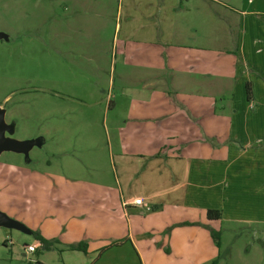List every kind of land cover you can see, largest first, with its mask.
<instances>
[{"label": "crops", "instance_id": "crops-1", "mask_svg": "<svg viewBox=\"0 0 264 264\" xmlns=\"http://www.w3.org/2000/svg\"><path fill=\"white\" fill-rule=\"evenodd\" d=\"M210 1L162 0L139 12L120 2L111 44L84 48L99 77L110 64L122 84H137L109 94V108L126 115L105 119L107 150L91 123L48 131L68 155L63 172L49 162V175L80 198L67 206L80 226L69 240L90 243L91 264H210L220 256L212 229L264 222V11L255 0L224 3L217 34L226 37L210 42ZM210 209L221 218L209 219Z\"/></svg>", "mask_w": 264, "mask_h": 264}, {"label": "rangeland", "instance_id": "rangeland-1", "mask_svg": "<svg viewBox=\"0 0 264 264\" xmlns=\"http://www.w3.org/2000/svg\"><path fill=\"white\" fill-rule=\"evenodd\" d=\"M161 1L0 0V109L4 135L29 145L24 151L7 149L0 154V211L12 223H0V264H91L95 259V255L70 248L80 243L69 240L80 226H71L74 213H68L67 206L80 198L58 189L49 175L53 169L49 162L63 172L62 162L68 155L50 146L48 131L51 126L91 123L96 129L91 131L93 137L108 149L105 119L111 125L126 115L124 108L111 109L107 105L109 94L122 90L119 66L117 70L110 64L102 66L99 77L89 67L91 61L84 60L91 55L84 48L94 43L111 44L115 26L122 21L117 13L120 2L124 10L139 12L150 2L154 3L153 10H158ZM217 1L222 4L210 1V42L219 35L217 16L230 13L223 5L238 9L248 6L247 0ZM148 6L151 8V4ZM250 7L264 11V1L255 0ZM96 22L104 28L103 36L98 35L102 27L95 29ZM210 48L217 47L210 44ZM122 85L137 86L132 78ZM63 139L69 138L61 132V144ZM222 225V231L220 226L216 230L220 256L210 264H264V222L223 221ZM36 233L48 240L49 249L41 246L34 253H26L28 245L41 243Z\"/></svg>", "mask_w": 264, "mask_h": 264}, {"label": "water", "instance_id": "water-1", "mask_svg": "<svg viewBox=\"0 0 264 264\" xmlns=\"http://www.w3.org/2000/svg\"><path fill=\"white\" fill-rule=\"evenodd\" d=\"M4 129H5V122H4V115L0 109V154L7 149H12L16 151H24L27 148H29L28 144H25L20 141H15L10 138H7L4 135ZM0 223L11 225L10 219L0 211Z\"/></svg>", "mask_w": 264, "mask_h": 264}, {"label": "trees", "instance_id": "trees-1", "mask_svg": "<svg viewBox=\"0 0 264 264\" xmlns=\"http://www.w3.org/2000/svg\"><path fill=\"white\" fill-rule=\"evenodd\" d=\"M208 218L211 220H217L221 218V212L218 210L210 209L207 212ZM212 237L214 238V241L218 247H220V235L219 232L216 230H211ZM35 236L37 239L41 242V246H43L46 249H49V242L46 238H44L41 234L36 233ZM71 249L74 250H81V251H86L87 250V243L86 242H80L78 244H74L70 247Z\"/></svg>", "mask_w": 264, "mask_h": 264}, {"label": "built area", "instance_id": "built-area-1", "mask_svg": "<svg viewBox=\"0 0 264 264\" xmlns=\"http://www.w3.org/2000/svg\"><path fill=\"white\" fill-rule=\"evenodd\" d=\"M136 204H142L143 203V199L142 198H137L135 200ZM10 244H12V241H10ZM39 248V245L35 244V245H28L25 248L26 253H34L35 251H37V249Z\"/></svg>", "mask_w": 264, "mask_h": 264}]
</instances>
